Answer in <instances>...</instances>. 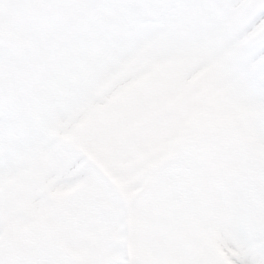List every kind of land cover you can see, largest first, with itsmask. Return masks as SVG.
Segmentation results:
<instances>
[{"label": "snow or ice", "instance_id": "obj_1", "mask_svg": "<svg viewBox=\"0 0 264 264\" xmlns=\"http://www.w3.org/2000/svg\"><path fill=\"white\" fill-rule=\"evenodd\" d=\"M0 264H264V0H0Z\"/></svg>", "mask_w": 264, "mask_h": 264}]
</instances>
